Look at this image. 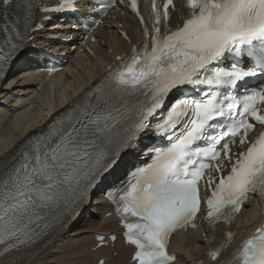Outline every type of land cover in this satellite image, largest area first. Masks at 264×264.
<instances>
[{
	"label": "snow or ice",
	"instance_id": "6c2138e0",
	"mask_svg": "<svg viewBox=\"0 0 264 264\" xmlns=\"http://www.w3.org/2000/svg\"><path fill=\"white\" fill-rule=\"evenodd\" d=\"M121 4L139 16L137 0H96L92 7L106 14ZM172 4L166 0L161 7L151 0L152 26L145 25V40L141 49H133L130 62L0 160L5 255L66 223L101 180L122 166L125 178L114 181L106 196L123 221L136 264H172L169 237L189 224L195 227L198 181L221 152L231 168L207 200L209 224L231 219L250 193L264 200V133L234 163L230 156L237 138L239 146L248 143L254 127L249 119L264 125V0H187L190 15L175 30L166 23ZM74 8L75 0L51 8L37 0H0V73L21 59L39 67L44 57L46 63L48 53L29 43L39 27L35 11ZM255 77L260 83L249 84ZM238 87L242 94L221 91ZM147 133L167 143H152L149 162L137 166L139 142ZM223 167L221 162L215 170ZM98 239L102 244L104 237ZM210 255L212 264H264V225L231 258L221 259L219 251Z\"/></svg>",
	"mask_w": 264,
	"mask_h": 264
},
{
	"label": "bare ground",
	"instance_id": "6f19581e",
	"mask_svg": "<svg viewBox=\"0 0 264 264\" xmlns=\"http://www.w3.org/2000/svg\"><path fill=\"white\" fill-rule=\"evenodd\" d=\"M42 2L48 4L52 0ZM178 8L179 13L172 14L171 26L176 25L181 16L188 14L181 4ZM34 17L37 20L39 13L35 12ZM104 24L107 29L96 32L97 42L91 46V52H86L83 57H80L79 51L69 56L68 66L55 79L47 81L44 75L36 72L20 74L14 78L20 71L29 72L32 67V63L23 59L20 63H14L0 80V160L12 156L21 145L46 129L56 117L81 101L84 94L106 76L118 58L128 55L131 48L142 41L141 26L127 11L115 14L111 20H105ZM57 28L50 25L48 31L50 34L55 33L52 30ZM122 31L127 32L128 39L122 37ZM43 39L38 44L48 48L50 45ZM55 44L51 45L58 46ZM9 77L11 83L1 87L2 80ZM16 85H19V91H12ZM16 93L25 96L19 97ZM12 94L19 97L14 103L11 100ZM30 94L33 97L28 100ZM125 173L126 168L122 166L112 174L108 185L122 178ZM106 188L103 187V190ZM246 207L231 226H221L214 232H206L205 228L189 231L174 238L171 250L178 256L175 264H212L211 250L220 241L227 247L220 258H230L235 247L258 227L262 219L258 202ZM95 212L96 215L75 225L72 223L73 218L82 217V211L77 212L46 238L23 251L8 254L0 264H86L91 261L98 264L100 259H106L105 264H120L122 259L125 264H131L133 249L125 246L120 237L113 246L94 250L97 245L96 234H119L118 223L113 216H108L111 209L104 199L99 200ZM114 253H118V257H113Z\"/></svg>",
	"mask_w": 264,
	"mask_h": 264
},
{
	"label": "rangeland",
	"instance_id": "374dc122",
	"mask_svg": "<svg viewBox=\"0 0 264 264\" xmlns=\"http://www.w3.org/2000/svg\"><path fill=\"white\" fill-rule=\"evenodd\" d=\"M67 66H68V64H67ZM20 74H21V76L23 75V74H29V73H26L25 71H20L17 75H15L14 76V78L15 77H18V76H20ZM4 83V84H3ZM3 83L1 84V87H5L6 86V83H7V85H8V83L10 84L11 83V78L9 77V78H6V79H3ZM18 87V88H17ZM12 91H19V85H16L15 87H13V90ZM18 93H16V95H17ZM15 95V96H16ZM31 95H33V94H30V95H28V100H30V99H32V97L33 96H31ZM64 95V94H63ZM15 96H13V94H12V97H11V100L13 101V103L15 102V100H18V98L20 97V96H25L23 93L21 94L20 93V95L18 94L17 96H19L18 98L17 97H15ZM12 103V104H13ZM0 107H2V104H1V100H0ZM33 106V105H32ZM31 106V107H32ZM95 209H96V203H94V204H91V205H88V212L90 213V214H92V215H96V212H95ZM91 211H92V213H91ZM74 219V221L72 222L73 224H75V225H78L79 224V222L81 221V220H84V219H86V214L85 215H83L82 217H81V219L80 218H73ZM72 219V220H73ZM67 238V237H66ZM113 257H117V253H114V255H113ZM123 260V259H122ZM122 260H120V264H125V262H122ZM83 264V263H82ZM86 264H93L92 263V261L90 262V263H86Z\"/></svg>",
	"mask_w": 264,
	"mask_h": 264
}]
</instances>
